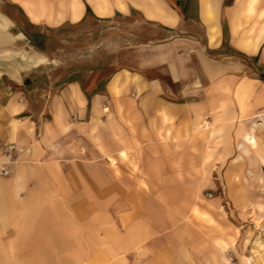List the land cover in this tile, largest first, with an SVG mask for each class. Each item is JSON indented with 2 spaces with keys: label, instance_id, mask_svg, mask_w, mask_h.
Masks as SVG:
<instances>
[{
  "label": "crops",
  "instance_id": "0c3cea01",
  "mask_svg": "<svg viewBox=\"0 0 264 264\" xmlns=\"http://www.w3.org/2000/svg\"><path fill=\"white\" fill-rule=\"evenodd\" d=\"M0 144V264H230L264 215V0H0Z\"/></svg>",
  "mask_w": 264,
  "mask_h": 264
},
{
  "label": "rangeland",
  "instance_id": "374dc122",
  "mask_svg": "<svg viewBox=\"0 0 264 264\" xmlns=\"http://www.w3.org/2000/svg\"><path fill=\"white\" fill-rule=\"evenodd\" d=\"M112 28H114V25L108 24L101 30L108 33ZM67 31L74 32L73 35L77 34V29H69L66 30V32ZM91 31L97 32L98 30L97 28H92ZM97 34L98 32L95 33V35ZM107 38L109 39V36ZM65 40L67 41V39ZM78 41L79 43H76L75 45L82 46L84 43L83 39H79ZM93 41H95V39ZM67 57L68 55L66 53H63L61 59L66 61ZM209 194L210 193L205 194V197H209ZM218 196H220L219 193ZM219 198L222 200L223 206L227 205V202L223 197ZM258 200L260 204L264 205V197ZM254 218L255 216L253 215L251 220L245 222V225H243L242 227L235 223L237 241L234 247L236 248V251L234 254V259L230 261V264H264V215H261V220H257Z\"/></svg>",
  "mask_w": 264,
  "mask_h": 264
},
{
  "label": "built area",
  "instance_id": "2783aa9c",
  "mask_svg": "<svg viewBox=\"0 0 264 264\" xmlns=\"http://www.w3.org/2000/svg\"><path fill=\"white\" fill-rule=\"evenodd\" d=\"M0 149H4L5 153V163L4 166L0 169V175L7 177L11 174L9 165L13 164L17 159L18 149L14 145L3 146L1 144Z\"/></svg>",
  "mask_w": 264,
  "mask_h": 264
}]
</instances>
